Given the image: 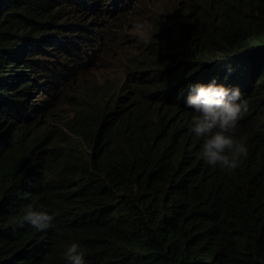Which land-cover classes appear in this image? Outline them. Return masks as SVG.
Instances as JSON below:
<instances>
[{
    "label": "trees",
    "instance_id": "trees-1",
    "mask_svg": "<svg viewBox=\"0 0 264 264\" xmlns=\"http://www.w3.org/2000/svg\"><path fill=\"white\" fill-rule=\"evenodd\" d=\"M131 3L0 0V264H66L73 242L85 264H264V0L147 7L152 42L129 48ZM105 51L125 52L121 81L96 80ZM214 79L248 101L231 173L188 131ZM65 98L84 150L48 119ZM29 205L56 227L14 228Z\"/></svg>",
    "mask_w": 264,
    "mask_h": 264
},
{
    "label": "clouds",
    "instance_id": "clouds-1",
    "mask_svg": "<svg viewBox=\"0 0 264 264\" xmlns=\"http://www.w3.org/2000/svg\"><path fill=\"white\" fill-rule=\"evenodd\" d=\"M140 39L145 46L152 42L148 36H141ZM231 71L229 66V74ZM185 104L196 113L190 119L188 131L200 141L197 159L225 173L240 167L249 155L247 137L237 135L240 121L249 111L248 101L243 99L240 88L229 87L215 79L196 83L192 85ZM23 211V216L15 222L14 228H22L25 224L38 231L56 227L58 211L35 210L31 205ZM84 257L85 252L77 242L68 246L64 253L66 264H85Z\"/></svg>",
    "mask_w": 264,
    "mask_h": 264
},
{
    "label": "rangeland",
    "instance_id": "rangeland-1",
    "mask_svg": "<svg viewBox=\"0 0 264 264\" xmlns=\"http://www.w3.org/2000/svg\"><path fill=\"white\" fill-rule=\"evenodd\" d=\"M126 2L133 0H125ZM135 4L131 3V10L128 12L129 7L121 6L118 9L123 10L122 15L128 14L131 16V21L125 26V31L129 34V37H132L128 42V47L131 48V43L134 39H138L139 36H144L147 22L143 20L144 15L148 12V8L151 9H168L171 8V4H175L176 6H181L182 8L189 7L195 0H134ZM182 2V4H180ZM110 4V3H109ZM112 5V4H111ZM113 16L110 15L109 18ZM106 52V51H105ZM125 52L120 51L119 54H123ZM104 55L98 59L97 66L94 68L95 78L98 81H103L104 77H114L120 80V76L123 77L125 74V70L130 69V67L125 66L126 61L119 57V54L115 56L114 54L111 57ZM133 55V54H132ZM133 66L135 64L133 62ZM121 81V80H120ZM73 112V105L70 104V99H63L62 102L58 104L56 109H54L53 113L49 116V121L54 123L53 126L58 128V132L62 135H66L71 137L73 141H76V146L79 150H84V147H80L78 143H80L79 138L69 130L66 126V121L71 117ZM65 132V133H64Z\"/></svg>",
    "mask_w": 264,
    "mask_h": 264
}]
</instances>
